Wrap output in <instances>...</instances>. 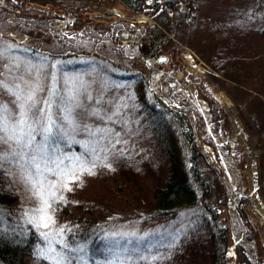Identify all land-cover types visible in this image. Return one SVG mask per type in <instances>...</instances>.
<instances>
[{
    "label": "rangeland",
    "instance_id": "1",
    "mask_svg": "<svg viewBox=\"0 0 264 264\" xmlns=\"http://www.w3.org/2000/svg\"><path fill=\"white\" fill-rule=\"evenodd\" d=\"M165 1L151 0L150 3L145 0L141 12L130 10L121 0L92 3L78 16L65 13L55 4H24V8L31 9L34 15L47 20L50 33L76 43L89 42V34L101 36L92 49L106 53L120 67H111L92 56L61 60L70 72L84 73L92 65L111 69L107 77L123 87L107 91L100 107L110 110L112 105L108 101L127 105L122 109V121L107 125L120 132L126 141V144L117 145V149L123 147L125 151L116 161L115 171L100 169L95 176L83 175L79 181H70L72 190L62 193L64 201L54 205L55 211L51 214L58 227L68 229L65 240L70 244L87 243V264H104L106 235L118 236L131 231L143 235L165 228L181 229L186 235L180 236L171 254L161 246L166 243L161 237L157 247H160L163 258L157 262L210 264L212 250L206 226L199 215L202 208L198 206L160 216L154 206V190L162 186L168 175L156 127L166 128L163 130L170 134L167 142L172 140L177 145L178 158L189 177L188 183L200 197L203 194L190 178L192 144L185 141L187 127L182 128V123L188 120L195 149L199 151L196 164L201 177L206 182H214L212 189H215V181L220 177L218 172L224 176L218 193H223L229 200L221 209L223 214L218 221L221 222L226 214L227 224L234 235L250 234L252 244L255 242L253 245L257 244V247L246 250L248 261L250 264L253 261L264 264V220L253 211L256 196L264 207V76L261 75L264 72V52L255 51L258 44L264 47V0H177L171 7ZM155 4L158 5L156 11ZM163 10L169 15L167 21L172 24L170 28L159 27L164 35L161 55L168 60L165 63L151 62L146 55L151 49L153 28L157 26L154 18ZM0 12L4 16L3 25L6 23L12 29L24 23L26 30L34 27L33 19H28L18 6L11 4V0H0ZM142 17L145 20L140 22ZM3 21L0 20V24ZM3 28H0V46L12 43L25 49L23 44L20 46L10 40V31L5 26ZM111 46L114 51L108 49ZM14 54L28 56L33 61L39 59L31 57L28 52ZM250 56L257 60H254L256 65L247 64ZM258 62L262 63V68H257ZM246 65L254 68L249 70ZM137 66L141 68L139 71H144V82L132 75ZM95 87L92 107H97L95 97L100 91L99 85ZM138 87H143L144 91L140 92ZM155 93L169 99L171 106L182 115L169 110L171 115L166 114L164 107L156 102ZM8 100L6 95L0 96V101ZM225 100L231 108L225 106ZM81 119L93 127L105 126L104 121L88 117L87 113L82 114ZM83 138L77 136L78 140ZM203 143L208 147L202 148ZM62 148L66 155H81L83 152L80 144L62 145ZM49 179L56 178L50 176ZM0 189L16 197L15 203L7 210H0V234L18 242L30 236L36 254V249L43 246L41 232L47 230L38 231L26 223L25 212L36 206L35 200L23 184L2 171ZM239 198L244 199L242 208L250 217V223L255 224L258 235L254 234L252 225H245L240 219ZM230 200H234L233 203ZM119 239L124 243L123 238ZM137 264L144 262L137 261Z\"/></svg>",
    "mask_w": 264,
    "mask_h": 264
},
{
    "label": "snow or ice",
    "instance_id": "2",
    "mask_svg": "<svg viewBox=\"0 0 264 264\" xmlns=\"http://www.w3.org/2000/svg\"><path fill=\"white\" fill-rule=\"evenodd\" d=\"M17 51L27 49L12 43L0 46V96L9 97L7 102L0 101V171L23 184L36 202L25 212L27 224L47 230L41 232L43 246L36 249V255L47 264H87V243L65 240L68 229L58 227L51 213L54 205L64 201L62 193L72 190L70 181L95 176L100 169L115 171V163L125 151L117 145L126 141L107 125L120 123L127 105L108 101L112 105L108 111L100 106L107 91L123 86L113 83L107 77L111 69L102 66L92 65L84 73L70 72L51 54L39 53V59L33 61L15 55ZM96 85L100 91L95 97L97 107H92ZM84 113L104 121L105 126L93 127L81 119ZM80 135L82 140L77 139ZM70 144H80L82 154L66 155L62 145ZM182 234L186 231L165 228L143 235L136 231L106 235L104 264H155L163 258L157 247L160 238L166 240L161 246L171 254Z\"/></svg>",
    "mask_w": 264,
    "mask_h": 264
},
{
    "label": "trees",
    "instance_id": "3",
    "mask_svg": "<svg viewBox=\"0 0 264 264\" xmlns=\"http://www.w3.org/2000/svg\"><path fill=\"white\" fill-rule=\"evenodd\" d=\"M116 0H11L12 5H16L19 9L27 15V18L33 19L34 27L26 30L25 23L21 26L8 27V24H4V16L3 13L0 12V20L3 22L0 24L1 30L4 29L5 26L8 31H10L9 39L12 41L18 42L24 45V48L27 49L29 55L33 58L39 57V53L51 54L59 59H69L71 57H94L98 60H104L109 65H114V67H120L117 65V62L112 58L105 55L101 50L92 49L93 45L100 39L101 36L97 37L89 34V42L87 43H76L72 39H65V37H60L58 34H53L49 32V25L47 20L42 19L40 16L34 15L31 9L24 8V4L26 2L36 3L40 5L55 4L57 8L62 9L65 13L71 12L75 15H79L80 12L86 11L88 5L98 2H111ZM123 4H125L130 10L135 12H141L143 7L145 6V0H121ZM177 0H166L165 2L169 7L173 6L174 2ZM54 5V6H55ZM158 10V5L155 4V11ZM154 11V10H153ZM152 11V13H153ZM176 11V9H175ZM169 19V15L165 13V11L157 12L155 15V21L157 26L153 28V37L150 39V47L148 54V60L154 62L158 56H160L163 52L164 38L163 32L159 28H163L164 26L170 28L172 24H169L171 21ZM27 20V19H25ZM166 20V22H164ZM29 21V20H28ZM159 25V26H158ZM92 36V37H90ZM92 41V42H91ZM73 42V43H72ZM262 44H258L255 51L260 52L261 50L264 52V47H261ZM102 47V45H101ZM104 49V48H101ZM113 51L115 50L114 46H111ZM108 51V50H107ZM105 52V50H104ZM109 52V51H108ZM253 53V50L250 51ZM261 53V52H260ZM108 55H110L108 53ZM260 55V54H259ZM259 55L257 57H259ZM253 57L247 59V64L256 65ZM261 58V57H259ZM257 61V60H255ZM259 63V62H258ZM257 68H262V63ZM125 66V65H123ZM247 66V65H246ZM249 67L251 70L254 67ZM126 68V67H125ZM124 68V69H125ZM135 68V67H133ZM138 68V69H137ZM135 70H133L135 79H138L140 82H144L145 74L144 71H139L141 68L137 66ZM264 69V68H263ZM126 70V69H125ZM264 72H261V75L264 76ZM140 92L144 91L143 87L137 88ZM156 102L162 105L166 114H170L169 107L166 106L160 101L156 100ZM167 110H166V109ZM169 110V111H168ZM173 112V111H172ZM175 114V112H174ZM182 115L179 112L176 115ZM171 115V114H170ZM178 115V116H179ZM215 117V115H214ZM178 118V117H177ZM190 121L186 120L182 123L188 132L185 134V141L188 144H192L191 147V157H190V178L197 183L198 188L202 191V196L200 197L196 189L188 183L189 177L186 176L185 171L183 170L182 163L178 158L177 145L172 142V140L168 143L167 140L170 139V134H167L164 131L166 128L162 126L161 128L156 127L157 132L159 131V137L162 142V153L165 158V163H167V178L162 184V186L156 188L154 190V206L157 215H167V214H175L177 212H182V210H192L193 208H197L200 206L199 215L201 216V220L203 225L206 226V236L208 238V244L212 250V253L209 255L211 261L210 264H225V256L224 252L230 250L233 246H235V253L238 256L239 264H248L246 256L242 253L240 245H234L232 236L229 235V228L227 224L226 214L221 218V222L218 221V217L223 214L221 209L225 207L228 202V198L223 196V193H218V186H222V180L224 179L223 173H219L216 179L217 188L212 189L214 182H206L201 177L198 169L197 158L199 157V151L195 149V141L192 138L193 133L190 132L188 126ZM159 126L160 124L157 123ZM190 127V126H189ZM181 128V129H182ZM164 129V130H163ZM182 129V130H183ZM202 148L208 147L206 143L201 145ZM190 151V150H189ZM215 180V179H214ZM16 197L10 194L8 191H3L0 189V210H7L13 203H15ZM242 214V213H241ZM26 239V240H25ZM22 242L14 241L7 237L4 234H0V264H47V261L38 257L34 254L32 249V238L27 236ZM155 264H161L159 262H155Z\"/></svg>",
    "mask_w": 264,
    "mask_h": 264
},
{
    "label": "flooded vegetation",
    "instance_id": "4",
    "mask_svg": "<svg viewBox=\"0 0 264 264\" xmlns=\"http://www.w3.org/2000/svg\"><path fill=\"white\" fill-rule=\"evenodd\" d=\"M146 82L148 83V81L146 80ZM148 89H152V88H148ZM154 92H155V90L154 89H152ZM155 99H157V100H161L162 101V103H165L168 107H169V109L170 110H172L173 112H175V113H178V112H180V111H178L177 109H174L172 106H171V102L169 101V99H167V98H164V96H162L163 98H161L160 97V95L158 94V93H155ZM157 97V98H156ZM168 100V101H167ZM240 199H241V201H240ZM256 199H259V196H256ZM231 201V200H230ZM234 201V200H233ZM233 201H231V203H233ZM238 201L239 202H241V207H238L237 209H238V213H239V217H240V219L242 220V222L245 224V225H247V223L248 224H250V225H252V228H253V231H254V234H257V229L255 228V224L253 225V223H250L251 221H250V217L248 216V214L247 213H244V210H243V208H242V206H243V204H242V202H244V199H242V198H239L238 199ZM253 208H254V204H253ZM242 213V214H241ZM229 215V214H228ZM228 220H230V215L228 216ZM264 220V219H263ZM228 228H229V235H231L232 236V239H233V242H234V245H240V247H241V251H242V253L246 256V259H247V261L248 260H250L249 259V257H248V255L246 254V250H248V249H250L251 247H257V244H256V246L255 245H253V244H255V242H253V244H252V241L250 240V234H243V235H234V233H233V230H232V228H231V226H230V224L228 225ZM258 235V234H257ZM262 240V239H261ZM251 244V245H250ZM225 254H224V256H225V264H230V263H232V262H234L235 264H239V259H238V256L236 255V253H235V246H233L230 250H227L226 252H224ZM228 258H230L231 260L228 262L227 261V259ZM253 264H255V261H253L252 262ZM248 264H250V261H248Z\"/></svg>",
    "mask_w": 264,
    "mask_h": 264
},
{
    "label": "bare ground",
    "instance_id": "5",
    "mask_svg": "<svg viewBox=\"0 0 264 264\" xmlns=\"http://www.w3.org/2000/svg\"><path fill=\"white\" fill-rule=\"evenodd\" d=\"M143 20H145V18H140V22H142ZM190 58V57H189ZM190 60V59H189ZM224 103H225V106L227 107V108H231L230 107V104H229V102L227 101V100H225L224 101ZM253 211H254V213H258L259 215H260V217H261V219H264V207H263V205L261 204V202H259V201H256L255 202V204H254V208H253Z\"/></svg>",
    "mask_w": 264,
    "mask_h": 264
},
{
    "label": "water",
    "instance_id": "6",
    "mask_svg": "<svg viewBox=\"0 0 264 264\" xmlns=\"http://www.w3.org/2000/svg\"><path fill=\"white\" fill-rule=\"evenodd\" d=\"M167 60H168V57H164L163 55H161V56H158V58H156V62L157 63H165V62H167Z\"/></svg>",
    "mask_w": 264,
    "mask_h": 264
},
{
    "label": "built area",
    "instance_id": "7",
    "mask_svg": "<svg viewBox=\"0 0 264 264\" xmlns=\"http://www.w3.org/2000/svg\"><path fill=\"white\" fill-rule=\"evenodd\" d=\"M259 200V199H256V201Z\"/></svg>",
    "mask_w": 264,
    "mask_h": 264
}]
</instances>
